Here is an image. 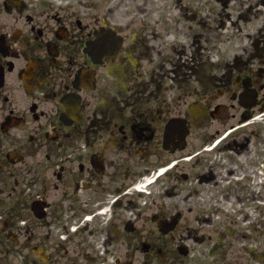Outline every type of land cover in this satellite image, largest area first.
Segmentation results:
<instances>
[{
    "label": "flooded vegetation",
    "instance_id": "af4514ba",
    "mask_svg": "<svg viewBox=\"0 0 264 264\" xmlns=\"http://www.w3.org/2000/svg\"><path fill=\"white\" fill-rule=\"evenodd\" d=\"M220 16L0 0V264H264V28Z\"/></svg>",
    "mask_w": 264,
    "mask_h": 264
}]
</instances>
